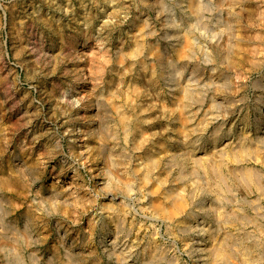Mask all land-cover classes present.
<instances>
[{"label": "rangeland", "instance_id": "obj_1", "mask_svg": "<svg viewBox=\"0 0 264 264\" xmlns=\"http://www.w3.org/2000/svg\"><path fill=\"white\" fill-rule=\"evenodd\" d=\"M201 1L0 0V264H264V0Z\"/></svg>", "mask_w": 264, "mask_h": 264}, {"label": "bare ground", "instance_id": "obj_2", "mask_svg": "<svg viewBox=\"0 0 264 264\" xmlns=\"http://www.w3.org/2000/svg\"><path fill=\"white\" fill-rule=\"evenodd\" d=\"M200 1L201 0H197V5L196 4H194V0H188V7L191 9V13L193 14L194 12H198V10L200 9V6H201V3H200ZM202 2V1H201ZM200 5V6H199ZM221 6V5H220ZM173 36H175L176 37V40H178V41H180L179 39H178V37H179V34L178 35H176V33L175 32H173V33H171ZM182 37V39H183V41H181V43H180V47L177 49V55H178V59L179 60H181V59H184V58H186V57H188V51H189V49L188 48H191L190 46H192V43H191V40H190V36H189V33H185L183 36H181ZM179 45V44H178ZM139 47V46H138ZM191 51V50H190ZM135 52V51H134ZM123 57V56H122ZM168 59V58H167ZM120 60H121V58H120ZM170 60V59H169ZM176 61V60H175ZM169 61L166 63L168 66H169ZM182 65V64H181ZM174 66H175V64H174ZM166 67V66H165ZM165 69V68H164ZM176 70V69H175ZM182 71V70H181ZM189 86V85H188ZM188 88V87H187ZM184 89V88H183ZM185 93V92H184ZM117 104H115V106H116ZM180 108V107H179ZM183 109V108H182ZM119 110H121V108L119 109ZM180 110V109H179ZM183 112V111H182ZM125 115V114H124ZM183 115V114H182ZM123 115L121 114V119L123 118L122 117ZM126 116V115H125ZM124 116V117H125ZM184 116V115H183ZM186 117V116H185ZM184 117V118H185ZM124 120V119H123ZM183 120V119H182ZM128 121V120H127ZM185 121V120H184ZM183 121V122H184ZM125 123V122H124ZM123 123V124H124ZM127 124V123H126ZM127 126V125H126ZM102 139V138H101ZM103 144V143H102ZM150 160V159H149ZM148 168V167H147ZM146 168V169H147ZM32 169V168H31ZM143 172V171H142ZM148 173V172H147ZM145 175H146V173H144ZM143 178V177H142ZM145 178V177H144ZM147 178V177H146ZM145 179H143V181H144ZM105 183V182H104ZM152 189V188H151ZM153 190H154V193H156V192H159V190H160V187L159 186H157V185H155L154 186V188H153ZM182 196V195H181ZM172 197V196H171ZM158 199V198H157ZM180 200L182 199V198H179ZM178 199V200H179ZM184 199V198H183ZM176 200H177V198L174 200L175 201V203H176ZM160 201V200H159ZM186 201V200H185ZM185 201H178L177 203H176V205L174 206V204H173V202H172V204H171V206H174V207H170V208H167V207H165L164 205H163V202L162 203H157V204H155L157 201H155V205H156V208L158 209V211H161L162 212V214L164 215V214H166V215H169V216H172V215H174V214H177L176 212L177 211H181L180 209H183L185 206H184V202ZM186 203V202H185ZM154 205V206H155ZM170 206V205H169ZM156 209V210H157ZM160 213V212H159ZM158 213V214H159ZM168 216V217H169ZM167 217V216H166ZM200 228V227H199ZM117 242V241H116ZM17 243V242H16ZM113 243V242H112ZM117 244V243H116ZM126 244V243H125ZM118 246V245H117ZM123 249V248H122ZM114 251V250H113ZM122 251V250H121ZM114 252H116V251H114ZM113 253V252H112ZM125 253V252H124ZM115 254V253H114ZM118 254V253H117ZM131 254V253H130ZM150 254H152V253H150ZM123 255V254H122ZM21 257V256H20ZM121 257V256H120ZM129 257H130V255H129ZM152 257V256H151ZM117 258V257H116ZM118 260V259H117Z\"/></svg>", "mask_w": 264, "mask_h": 264}]
</instances>
